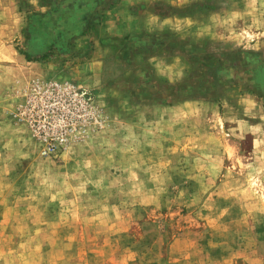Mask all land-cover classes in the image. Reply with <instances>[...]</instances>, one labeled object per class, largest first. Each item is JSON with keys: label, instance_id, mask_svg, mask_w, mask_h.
<instances>
[{"label": "rangeland", "instance_id": "1", "mask_svg": "<svg viewBox=\"0 0 264 264\" xmlns=\"http://www.w3.org/2000/svg\"><path fill=\"white\" fill-rule=\"evenodd\" d=\"M194 11L163 63L102 0H0V264H264V0Z\"/></svg>", "mask_w": 264, "mask_h": 264}, {"label": "crops", "instance_id": "2", "mask_svg": "<svg viewBox=\"0 0 264 264\" xmlns=\"http://www.w3.org/2000/svg\"><path fill=\"white\" fill-rule=\"evenodd\" d=\"M202 1L206 0H102L106 12L101 26L107 30L108 25L113 23L114 29L120 32L119 37L122 39L138 40V45L144 41L143 50L148 51L146 58L149 60L185 63L189 58L181 49L183 45H179L176 41L189 43L193 39L180 40L178 22L194 21L195 19L192 18V13H195L194 8H197ZM188 4L192 7L186 13L185 6ZM212 13L208 12V14ZM168 36L172 40L169 41ZM155 38H160V44H150ZM158 46H162L161 53L153 52Z\"/></svg>", "mask_w": 264, "mask_h": 264}]
</instances>
